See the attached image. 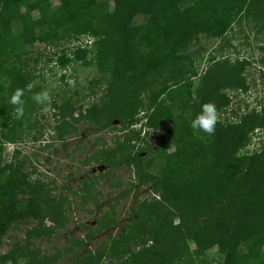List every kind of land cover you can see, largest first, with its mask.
<instances>
[{
	"label": "trees",
	"instance_id": "trees-1",
	"mask_svg": "<svg viewBox=\"0 0 264 264\" xmlns=\"http://www.w3.org/2000/svg\"><path fill=\"white\" fill-rule=\"evenodd\" d=\"M47 19L52 21L44 23ZM135 19L139 23L131 27ZM242 19L256 22L263 31L258 63L264 66V0H0V78L5 76L8 83L0 94V244L15 225L32 224L23 244L15 242L0 254V264H60L65 254H72L70 262L79 257L78 264H188V239L200 250L218 246L223 264H264V149L238 155L249 133L264 129V105L238 124L217 119L230 104L224 91L247 90L243 72L251 62H215L195 83L193 63L182 53L205 34V25L207 37L221 39ZM73 33L93 39L94 56L88 58V45L66 47L54 53L55 65L93 64L97 75L87 89L94 92L108 84L109 101L85 113L79 110L75 118L71 106L69 114L58 107L54 129L59 140L76 131L66 115L74 122L91 121L99 132L116 130L117 121L119 131L126 132L140 120V95L149 87L148 76L168 67L178 68L176 76H189L151 91L143 117L142 127L151 131L171 125L174 150L159 145L146 156L133 152L131 142L142 129L123 133V141L112 147L102 143L87 164L98 169L86 171L70 191L83 204L93 203L95 209L88 212L99 214L96 227H88L82 239L71 236L69 246L49 256L34 242L50 239L70 222L68 195L53 194L55 181L30 180L17 151L4 163L3 152L5 144L23 142L30 133L24 110L34 77L26 63L16 61L17 51L51 46ZM140 45L151 54L137 55ZM123 166L132 168V176L124 185L118 179L117 186L125 189L107 200L108 210L102 212L96 199L101 193L95 188ZM140 186L154 197L140 201L134 195L129 222L120 226L114 208ZM111 228L118 229L115 236L86 249L96 234Z\"/></svg>",
	"mask_w": 264,
	"mask_h": 264
},
{
	"label": "rangeland",
	"instance_id": "rangeland-1",
	"mask_svg": "<svg viewBox=\"0 0 264 264\" xmlns=\"http://www.w3.org/2000/svg\"><path fill=\"white\" fill-rule=\"evenodd\" d=\"M65 6L69 8L70 3L66 1ZM110 8H113L112 3ZM51 21V19H47L44 23H50ZM138 23V19L132 20L131 27H136ZM209 31V27L205 25V34L196 38L187 48L182 50V53L188 55L193 63L190 67L191 71L197 74L194 80L195 83L201 79L202 75L215 62H222L225 59H228L232 64L242 59H247L251 62V65L243 72L247 90L224 91L230 104L217 115V119L223 124H238L245 114L250 113L252 109L258 111L264 105V66L258 63L262 55L259 47L263 43V31L256 22L246 19L234 22L227 34L221 39L207 37L206 34ZM92 41L93 39L87 35L76 36L73 33L71 36L51 46H34L29 50L19 48L17 51L19 56L16 61L26 63V69L34 77L29 85L30 92L24 110L27 117L26 124L30 133L26 135L23 142L4 145L3 161L4 163H9L14 151H17V157L21 161L20 168L28 175L27 177L30 180L40 179L47 183L55 181L56 188L53 190V194L55 196L61 193L64 196L68 195L71 203V210L68 214L70 222L65 227L58 229L56 234L50 239L36 240L34 242V245L39 247L42 254L49 256L61 251L64 246H69L70 244L67 240L71 236L82 239L88 232V227H96L95 218L99 214L97 212H88L90 209H95L93 203L83 204L80 201L81 199L70 194V191L79 185V179L86 171L98 169L96 165L87 164L92 153L99 149L102 143L112 147L114 142L123 141L122 135H125L123 133H129L130 135V131L142 129L139 137L134 138L133 142H131V145L134 146L132 148L133 152L138 151L142 156H146L159 145L164 146L168 152L174 150L171 125H167L160 131H151L142 127L143 117L147 113L148 98L151 91L189 76L188 74L176 76L177 67H168L148 76L146 81L149 87L140 95V101L142 102L138 114L140 120L138 124L127 129L126 132L122 133L119 131L120 125L117 121L113 122L116 130L106 129L99 132L96 131V127L93 126L91 121L74 122L66 115L65 120L73 123L76 131L64 137V140H59L54 129V126L58 125L59 121L56 116L58 115V107H64L66 109L65 112L69 114L70 110L67 109L71 106L74 109L75 114L73 117L75 118L79 110L85 113L92 106H99L103 102L109 101L106 98L109 89L108 84L103 85L101 88H95L94 92L87 89L88 81L97 75L93 64L84 66L81 63H74L62 69L55 65L56 63L54 62L55 52L76 45L90 46L88 58L92 59L94 56V49L91 47ZM151 52V49L140 45L137 55L144 56L151 54ZM48 58L52 60H48ZM35 59H38V61H35ZM184 67L186 69V66ZM63 76L64 78H62ZM0 81H2V89L0 90V94H2L6 91L8 83L5 76L1 77ZM54 105H56V108ZM56 148L59 149L58 152L55 151ZM263 149L264 129H255L249 133L248 140L238 155L249 156L259 153ZM100 170L104 169L100 168ZM132 171V168L123 166L112 174V178H107L96 186L95 191L101 193L97 195L96 199L101 202L100 209L102 212L108 210L105 205L106 201L111 200L125 189L117 186L118 179L124 185L127 179L132 176ZM61 185L67 190L62 191ZM147 188L140 186L138 192H132L128 199H121L116 204L114 211L117 213L120 226L129 222L130 206L133 205L134 195H137L140 201L154 197L152 192L146 190ZM31 225L17 224L9 230L2 238L0 254L5 253L15 242L23 244L25 230L30 228ZM46 225L51 226L52 224L46 222ZM117 232L118 229L111 228L96 234L92 241L87 244L86 249L94 250L110 236H115ZM186 243L188 250L184 251V257L189 261L188 264H223L224 257L218 246L200 250L192 239H188ZM131 247L134 252L138 249L137 247ZM77 251L80 255H83V251L75 249V252ZM71 255H63L59 263L78 264L80 258L78 257L74 262H70ZM102 264L111 263L108 260H104ZM112 264H115V262ZM173 264H176V262Z\"/></svg>",
	"mask_w": 264,
	"mask_h": 264
}]
</instances>
